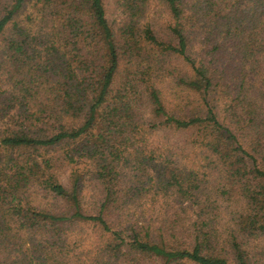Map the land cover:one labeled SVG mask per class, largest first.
Listing matches in <instances>:
<instances>
[{
    "label": "trees",
    "instance_id": "obj_1",
    "mask_svg": "<svg viewBox=\"0 0 264 264\" xmlns=\"http://www.w3.org/2000/svg\"><path fill=\"white\" fill-rule=\"evenodd\" d=\"M0 264H264V0H0Z\"/></svg>",
    "mask_w": 264,
    "mask_h": 264
},
{
    "label": "rangeland",
    "instance_id": "obj_2",
    "mask_svg": "<svg viewBox=\"0 0 264 264\" xmlns=\"http://www.w3.org/2000/svg\"><path fill=\"white\" fill-rule=\"evenodd\" d=\"M5 86H6V85H5ZM5 86H4V87H5Z\"/></svg>",
    "mask_w": 264,
    "mask_h": 264
}]
</instances>
